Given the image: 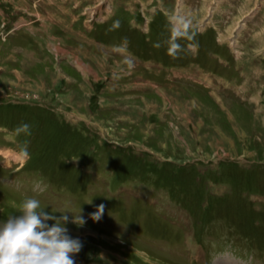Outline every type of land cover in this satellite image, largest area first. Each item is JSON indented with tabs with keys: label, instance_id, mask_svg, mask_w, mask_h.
<instances>
[{
	"label": "rangeland",
	"instance_id": "374dc122",
	"mask_svg": "<svg viewBox=\"0 0 264 264\" xmlns=\"http://www.w3.org/2000/svg\"><path fill=\"white\" fill-rule=\"evenodd\" d=\"M10 96L42 106L0 105V223L36 198L82 210L76 264H264V0H0Z\"/></svg>",
	"mask_w": 264,
	"mask_h": 264
},
{
	"label": "clouds",
	"instance_id": "9594fccd",
	"mask_svg": "<svg viewBox=\"0 0 264 264\" xmlns=\"http://www.w3.org/2000/svg\"><path fill=\"white\" fill-rule=\"evenodd\" d=\"M113 29L120 27V21L113 22ZM198 33L192 29V21L178 17L171 28V35L165 42L167 54L172 59H178L185 50L180 41H195ZM125 46L127 40H124ZM160 47V43L154 45ZM191 48H198L197 43H192ZM17 134L31 135V126L23 123L17 126ZM21 152L29 156L27 143L21 145ZM91 204V200L85 202ZM105 211L103 203L89 214L94 222L102 219ZM78 213L71 219L67 211L59 212L56 216L46 208L41 207L36 198H25L21 203L18 214L10 215L0 223V264H76L75 255L83 248L79 238H73L67 228L68 223L83 227L85 218ZM51 222V223H49Z\"/></svg>",
	"mask_w": 264,
	"mask_h": 264
}]
</instances>
